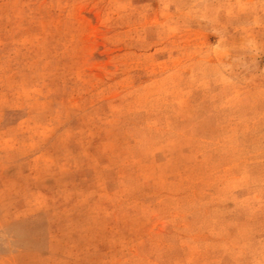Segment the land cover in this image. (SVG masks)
<instances>
[{
    "label": "rangeland",
    "instance_id": "rangeland-1",
    "mask_svg": "<svg viewBox=\"0 0 264 264\" xmlns=\"http://www.w3.org/2000/svg\"><path fill=\"white\" fill-rule=\"evenodd\" d=\"M0 264H264V0H0Z\"/></svg>",
    "mask_w": 264,
    "mask_h": 264
}]
</instances>
